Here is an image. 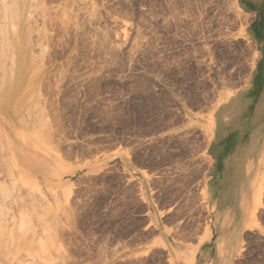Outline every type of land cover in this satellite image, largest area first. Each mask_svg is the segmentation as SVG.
<instances>
[{
  "label": "rangeland",
  "instance_id": "1",
  "mask_svg": "<svg viewBox=\"0 0 264 264\" xmlns=\"http://www.w3.org/2000/svg\"><path fill=\"white\" fill-rule=\"evenodd\" d=\"M245 2L0 0L21 39L0 67L23 64L17 110L0 105V264H177L125 244L156 234L147 203L182 240L212 235L198 264H264V93L240 119L244 152L256 133L246 195L239 169L208 195L222 109L264 65V0Z\"/></svg>",
  "mask_w": 264,
  "mask_h": 264
},
{
  "label": "crops",
  "instance_id": "2",
  "mask_svg": "<svg viewBox=\"0 0 264 264\" xmlns=\"http://www.w3.org/2000/svg\"><path fill=\"white\" fill-rule=\"evenodd\" d=\"M250 88V91L245 94L237 93L233 97H230L229 101L222 109V113L226 115L231 114V118L228 119L226 124L220 125L222 126L220 137L217 138V140L215 139V142H212L209 145L212 154V167L209 173L211 174V179H213L208 188L209 196V190L213 186L220 183L219 180L223 176L231 177L235 169H239L243 173L241 179L245 184L244 193L246 195L247 183L249 179L247 159L245 156L240 163L238 162V159L242 153H245L246 155L252 147H255V144L252 145L251 142L247 145L248 149L244 152L243 149L249 141L250 132L243 131L240 119L248 112V110H243L244 104L249 102L247 100H250L247 95L250 96V94H260L261 96V94L264 93V65L257 70L255 80ZM254 108L258 121L257 135L259 134V136L256 138L258 141L262 136H264V96L258 106L256 105ZM237 118L239 119V123L234 124L235 121L238 122ZM217 194L218 193L215 192L212 196H210L211 203L214 206L217 205ZM130 212L132 216H135L133 211ZM169 212L170 208L162 209L156 204L147 203L144 212L139 214V216L144 215L147 217L148 222L155 229L156 234L152 237H145L140 242L136 241V243L132 242V236H129L125 240V244L128 245V248H130L133 252L138 253L141 250L148 248H163L167 252V259L168 257H173L178 260L177 264H198L201 262H207L211 254L215 250L218 251L216 241H212V235H208L206 232L202 231L195 236V240L190 238L182 240L183 238H181L180 235V232L183 231V228L181 227L182 222L179 219L167 221L166 215ZM213 244L215 246L212 247Z\"/></svg>",
  "mask_w": 264,
  "mask_h": 264
},
{
  "label": "bare ground",
  "instance_id": "3",
  "mask_svg": "<svg viewBox=\"0 0 264 264\" xmlns=\"http://www.w3.org/2000/svg\"><path fill=\"white\" fill-rule=\"evenodd\" d=\"M1 1H5V0H1ZM15 2V1H14ZM10 6V5H8ZM13 6V5H12ZM11 7V6H10ZM9 7V9H10ZM3 8V11H2V17L3 18L2 20V23L0 24V58L1 56L5 57L7 55H11L12 52L14 53V51H16L19 46H20V41L21 39H19V36L17 34V31L16 29H14V25L13 24H9L11 25V27L9 28V26L6 25L5 21L7 18V16H9V11H6L4 9V6H2ZM17 10V9H16ZM11 11V10H10ZM12 13V11L10 12ZM15 13V12H14ZM12 16V14H11ZM10 16V18H11ZM13 17H16V15H14ZM12 19V18H11ZM14 20V19H13ZM11 21V20H10ZM9 22V21H8ZM12 23V21H11ZM13 25V27H12ZM16 26V24H15ZM17 35V36H16ZM13 55V54H12ZM11 55V57H12ZM10 57V56H9ZM14 57V56H13ZM13 57L11 59H13ZM20 60V59H19ZM23 60V59H22ZM11 61V60H10ZM13 61V60H12ZM3 64L2 66L4 65V60H2ZM18 62L20 64H18ZM25 62V61H23ZM1 63V62H0ZM9 63V62H8ZM9 69L7 68H4L3 67L1 69V72H0V105L2 106L3 110H9L10 112H15V107L18 106V94H19V91H20V87L18 86V84H16L15 82L11 81L13 77H15V75L17 74V71L19 68H23V64H22V61H18L17 59L14 60V63L11 62L9 64ZM12 65V66H11ZM20 66L19 68L17 66ZM22 66V67H21ZM10 67L13 69H10ZM3 69V70H2ZM15 69V70H14ZM3 71V73H2ZM21 76V75H20ZM263 99V97H262ZM219 100V99H218ZM21 107V105H20ZM15 108V109H14ZM19 108V107H18ZM17 110V109H16ZM28 113V112H27ZM256 117V116H255ZM253 123V122H252ZM255 123V122H254ZM253 123V124H254ZM43 125V124H42ZM39 136V135H38ZM256 137V133H254L251 138H250V141L252 142V145L254 144V141H255V138ZM45 139V138H44ZM24 143V142H23ZM34 143L36 144V142L34 141ZM36 146V145H35ZM239 186H243L242 184ZM238 188L236 190V195H240L241 196H244V189H241V188ZM234 195V196H236ZM238 198V197H237ZM242 198V197H241ZM239 199V198H238ZM240 200V199H239ZM238 215V214H237Z\"/></svg>",
  "mask_w": 264,
  "mask_h": 264
}]
</instances>
